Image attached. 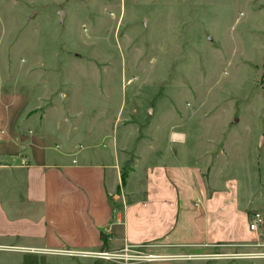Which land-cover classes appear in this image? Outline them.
Returning <instances> with one entry per match:
<instances>
[{
  "label": "crops",
  "instance_id": "crops-1",
  "mask_svg": "<svg viewBox=\"0 0 264 264\" xmlns=\"http://www.w3.org/2000/svg\"><path fill=\"white\" fill-rule=\"evenodd\" d=\"M54 102L0 72V246L16 248L0 250V264H107L59 252L126 242L173 258L155 264H264L206 257L264 251V225L250 230V216H264V163L245 164L248 143L206 138L202 156L170 148L171 163L133 166L130 126L118 137L92 110Z\"/></svg>",
  "mask_w": 264,
  "mask_h": 264
},
{
  "label": "rangeland",
  "instance_id": "rangeland-1",
  "mask_svg": "<svg viewBox=\"0 0 264 264\" xmlns=\"http://www.w3.org/2000/svg\"><path fill=\"white\" fill-rule=\"evenodd\" d=\"M0 72L118 137L130 126L133 166L206 138L264 163V0H0Z\"/></svg>",
  "mask_w": 264,
  "mask_h": 264
},
{
  "label": "built area",
  "instance_id": "built-area-1",
  "mask_svg": "<svg viewBox=\"0 0 264 264\" xmlns=\"http://www.w3.org/2000/svg\"><path fill=\"white\" fill-rule=\"evenodd\" d=\"M264 225V216L260 212H255L250 216V230L257 232ZM16 248H2L0 250H15ZM62 255L91 259L97 262L107 264H155L173 259L172 256L157 253L155 246L150 244H131L126 242L122 248L118 250H62L59 252ZM188 259L193 256H186ZM209 259H258L264 258L262 253H219L216 255L206 256ZM205 258V256H203Z\"/></svg>",
  "mask_w": 264,
  "mask_h": 264
},
{
  "label": "bare ground",
  "instance_id": "bare-ground-1",
  "mask_svg": "<svg viewBox=\"0 0 264 264\" xmlns=\"http://www.w3.org/2000/svg\"><path fill=\"white\" fill-rule=\"evenodd\" d=\"M173 138L174 139H183V137L181 135H178V134H173Z\"/></svg>",
  "mask_w": 264,
  "mask_h": 264
},
{
  "label": "trees",
  "instance_id": "trees-1",
  "mask_svg": "<svg viewBox=\"0 0 264 264\" xmlns=\"http://www.w3.org/2000/svg\"><path fill=\"white\" fill-rule=\"evenodd\" d=\"M123 183H125V176H123Z\"/></svg>",
  "mask_w": 264,
  "mask_h": 264
}]
</instances>
